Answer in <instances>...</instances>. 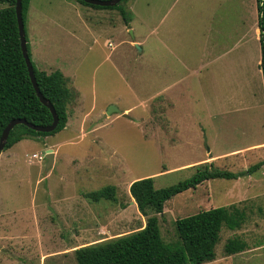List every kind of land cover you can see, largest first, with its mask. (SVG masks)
Wrapping results in <instances>:
<instances>
[{"label":"rangeland","instance_id":"1","mask_svg":"<svg viewBox=\"0 0 264 264\" xmlns=\"http://www.w3.org/2000/svg\"><path fill=\"white\" fill-rule=\"evenodd\" d=\"M192 1L191 9L199 11V1ZM119 5L127 25L119 9H93L75 0L29 2L24 26L31 63L48 74L60 71L72 99L66 129L25 138L0 153V264H76L74 250L143 229L147 217L138 212L128 192L130 183L152 177L155 188L177 184L195 173L196 167L187 164L204 157L193 135L187 141V114L194 109L187 111L181 103L171 117L158 106L142 111L153 85L150 80L144 88L138 85L137 67L144 64L151 75L152 52L150 44L144 55L131 44L152 30L168 36L171 25L183 28L187 19L198 27V13L187 15V0H123ZM5 7L0 2V9ZM107 105L118 112L107 115ZM194 112L193 119L204 116ZM224 117L234 124L224 125L216 150L264 141L260 101L253 111ZM168 118L185 129L180 137L148 134V122L160 127ZM49 150L55 162L46 170ZM254 163L218 170L235 173ZM106 186L115 187L114 201L84 197ZM230 206L245 212V223L234 231L222 228L215 258L206 264H264V176L259 169L239 180H209L171 198L156 215L162 241H178V219ZM230 239L245 242L247 249L226 256L224 245Z\"/></svg>","mask_w":264,"mask_h":264},{"label":"crops","instance_id":"2","mask_svg":"<svg viewBox=\"0 0 264 264\" xmlns=\"http://www.w3.org/2000/svg\"><path fill=\"white\" fill-rule=\"evenodd\" d=\"M198 1L199 11L191 9L194 3L187 0V15L198 13V27L187 19V25L183 28L171 25L168 36L152 30L142 40L131 42L132 45L136 44L141 55H144V48L148 44L152 52L148 56L151 75L146 73L144 64L137 67L138 85L144 88L148 80L153 85V89L147 93L149 96L143 99L142 111L158 106L159 109H167L171 117L175 107L183 103L187 105V111L199 110L204 115V118L201 116L193 119L192 115L197 112H189L187 130L181 128L174 118H168L160 127L157 123L148 122V134L153 137L158 133V136L180 137V134L187 131V141L188 136L193 135L205 153L203 158L188 163L187 168L206 165L217 169L224 166L234 170L247 167L252 160H255L254 165L264 162V141L223 152L216 150L215 143L219 140L224 125L234 124L233 119L226 118L225 115L253 111L257 108L258 101L264 105V82L259 68L261 49L256 0ZM160 47L166 54L161 53L163 51ZM63 77L66 79L64 75ZM255 115L254 113L250 116ZM145 121L147 119L143 120ZM254 121L255 119L252 122ZM53 158L54 163V154ZM259 170L264 176V165ZM245 171L238 170L235 173ZM142 178L144 177L131 183Z\"/></svg>","mask_w":264,"mask_h":264},{"label":"trees","instance_id":"3","mask_svg":"<svg viewBox=\"0 0 264 264\" xmlns=\"http://www.w3.org/2000/svg\"><path fill=\"white\" fill-rule=\"evenodd\" d=\"M93 9H119L125 24L129 20L120 5L101 8L75 0ZM109 1V0H102ZM121 0L120 2H122ZM6 7L0 9V136L3 129L15 119L48 126L52 123L50 110L38 99L22 56L18 27L15 15V0H0ZM30 0H22V19ZM258 28L260 31L261 61L259 68L264 82V0H256ZM25 28V26H24ZM26 31V30H25ZM26 38V47L30 58ZM33 66L37 87L41 95L52 105L58 116V125L52 133L35 132L24 125L15 126L9 133L5 150L25 138L52 136L66 127L67 105L72 94L66 79L59 71L47 74ZM264 162L249 167L245 172L232 173L214 167L200 165L188 179L177 184L155 188L154 178H142L129 186L138 212L147 217L143 229L112 241L76 249V264H206L215 258V246L222 228L231 231L239 229L246 220V214L236 206L219 207L200 211L176 221L178 241L166 244L162 241L158 218L167 201L187 190L195 189L206 181L214 179L235 180L251 175ZM86 197L94 202L115 200V187L106 186L88 193ZM153 215V216H152ZM247 249L245 242L230 239L224 245L226 256L239 254Z\"/></svg>","mask_w":264,"mask_h":264},{"label":"water","instance_id":"4","mask_svg":"<svg viewBox=\"0 0 264 264\" xmlns=\"http://www.w3.org/2000/svg\"><path fill=\"white\" fill-rule=\"evenodd\" d=\"M82 1L86 4L92 5V6H97L101 8H109V7H114L115 5L119 4L121 0H109V1H102V0H78ZM15 15H16V22H17V27H18V33H19V39H20V47H21V52L23 59L25 61L27 71L30 77V81L33 85V88L35 90V93L39 99V101L50 110V113L52 115V123L48 126H38L31 124L27 122L24 119H15L12 120L8 125L3 129L2 134L0 136V153L5 150V146L7 143V139L9 136L10 131L17 125H24L28 127L29 129L39 132V133H52L57 125H58V116L55 113L54 108L52 105L41 95L37 83L35 80L34 72H33V66L31 63V60L28 56V51L26 47V38H25V28H24V23L22 19V0H15ZM118 110L113 107L109 106L106 114L110 115L113 112H117ZM47 163H46V170L53 164V152L52 151H47Z\"/></svg>","mask_w":264,"mask_h":264},{"label":"built area","instance_id":"5","mask_svg":"<svg viewBox=\"0 0 264 264\" xmlns=\"http://www.w3.org/2000/svg\"><path fill=\"white\" fill-rule=\"evenodd\" d=\"M35 157H36V155H35Z\"/></svg>","mask_w":264,"mask_h":264}]
</instances>
